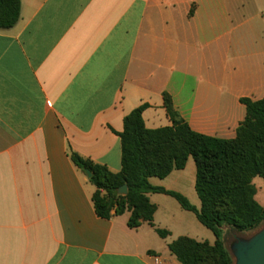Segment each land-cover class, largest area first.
I'll return each mask as SVG.
<instances>
[{
    "label": "crops",
    "instance_id": "1",
    "mask_svg": "<svg viewBox=\"0 0 264 264\" xmlns=\"http://www.w3.org/2000/svg\"><path fill=\"white\" fill-rule=\"evenodd\" d=\"M165 93L193 131L235 139L241 99H264V0H21L0 30V264H181L173 242L216 243L165 194L148 195L155 227L98 217L70 158L120 173L125 118L148 105V129L172 126ZM196 179L191 157L150 183L200 210Z\"/></svg>",
    "mask_w": 264,
    "mask_h": 264
},
{
    "label": "trees",
    "instance_id": "2",
    "mask_svg": "<svg viewBox=\"0 0 264 264\" xmlns=\"http://www.w3.org/2000/svg\"><path fill=\"white\" fill-rule=\"evenodd\" d=\"M21 15V0H0V30L14 28ZM247 115L232 140L208 137L192 130L175 109L172 97L164 94V108L172 126L151 130L146 127L143 105L124 120L119 134L122 144V170L113 173L75 152L70 153L74 165L86 174L92 173L96 187L93 203L103 219L129 212L128 226L138 229L143 223L154 225L156 206L148 195L165 194L181 207L194 213L200 223L216 237V243L180 238L169 250L181 264H232L228 249L238 243L240 235L264 223V208L256 201L254 180H264V99H241ZM197 168L196 191L202 207L198 210L183 195L156 188L151 178L165 179L175 170H183L189 158ZM128 186V195L118 190ZM163 239L169 236L156 228Z\"/></svg>",
    "mask_w": 264,
    "mask_h": 264
},
{
    "label": "water",
    "instance_id": "3",
    "mask_svg": "<svg viewBox=\"0 0 264 264\" xmlns=\"http://www.w3.org/2000/svg\"><path fill=\"white\" fill-rule=\"evenodd\" d=\"M86 174L89 178L93 176L92 173L88 170L86 171ZM118 193L119 195L127 196L128 186L124 185L123 187H121L118 190ZM234 250L235 249H233V251ZM238 254L239 264H264V232L253 243L244 247L242 250H239Z\"/></svg>",
    "mask_w": 264,
    "mask_h": 264
},
{
    "label": "rangeland",
    "instance_id": "4",
    "mask_svg": "<svg viewBox=\"0 0 264 264\" xmlns=\"http://www.w3.org/2000/svg\"><path fill=\"white\" fill-rule=\"evenodd\" d=\"M263 232H264V223L259 228L251 232L240 235L238 239L239 242L234 244L232 248L228 249V252L232 258V264H239V254H238L239 250H242L244 247L253 243ZM233 249L235 250L233 251Z\"/></svg>",
    "mask_w": 264,
    "mask_h": 264
}]
</instances>
